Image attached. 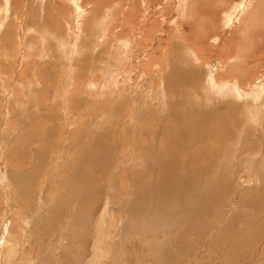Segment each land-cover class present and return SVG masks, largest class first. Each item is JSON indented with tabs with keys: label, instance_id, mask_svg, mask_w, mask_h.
<instances>
[{
	"label": "bare ground",
	"instance_id": "6f19581e",
	"mask_svg": "<svg viewBox=\"0 0 264 264\" xmlns=\"http://www.w3.org/2000/svg\"><path fill=\"white\" fill-rule=\"evenodd\" d=\"M213 1L214 6L221 3V0ZM0 5V79L3 81L4 74L12 71V59L21 37L17 34L13 37L14 22L10 23V18V25L3 26L9 6L6 0ZM75 8L80 11L79 6ZM259 9L253 11L250 21L261 14ZM200 20L198 29L205 27L204 19ZM205 28L200 37L196 33L179 37L175 31L176 37L172 38L176 41H172L167 50L164 65L167 70H163L159 81L160 99H142V104L135 100L131 104L136 111L134 118L141 123L137 124L140 132L135 136L137 151L128 167L119 173L128 174L134 193L121 195L117 205H113L119 219L115 232L117 252L113 259L108 255L112 262L107 264H130L134 246L140 245L139 235L144 225L154 231L161 222L165 230L161 231L157 253L153 252L158 256L153 264H264V82L260 80L261 84L251 85L248 90L242 84L244 78L250 76L246 71L247 63L255 59V52L237 51L241 59L232 61L233 38L228 39L222 49L221 57L226 63L223 72L218 67H214L212 73L210 68L203 71L204 64L198 62L195 55L196 50L199 52L197 48H201L196 42H202L201 37L207 38L215 32L211 25ZM242 35L240 44L243 46L249 42V37ZM23 40L26 47L29 39L25 33ZM74 50V46L69 47L71 56ZM49 59L46 57L45 76L50 80L51 67H57V62L55 59L49 62ZM240 76L241 79H237ZM60 82L66 86L63 80ZM36 86V91L44 90V83ZM197 91L201 92L198 99H188ZM35 92L29 93L27 99H35L32 97H37ZM5 93V86L0 83V264H94L100 256L97 244L106 237L104 225L112 221L115 214L114 207L111 211L104 198L109 184L106 180L117 171L114 160L123 157L125 151L120 154L121 143L128 141L132 130L122 125L112 131L104 130L83 150L77 145L72 147L76 149L64 151V145H58L59 134L55 129L59 127L57 121L61 120V115L58 118L55 112L48 113L47 104L40 105L35 99L28 100L22 116L13 119L14 116L4 112L7 108L3 105ZM125 102L123 95L117 101V111L128 107ZM2 115H5L4 121ZM84 135L80 132L78 137ZM124 147L129 148V144ZM67 152L75 153L68 155ZM64 157L66 164L62 173L54 179L60 166L58 161ZM136 178L138 180H134ZM17 210L24 214L30 211L34 217L32 224L26 220L22 225L20 220V225L12 226L14 220L8 219ZM144 214L159 217L149 226L144 222L147 217ZM29 226L34 228V238H39L41 244L31 240L34 238L29 234ZM62 235L68 239V244L62 249L48 248ZM33 244V248L24 246Z\"/></svg>",
	"mask_w": 264,
	"mask_h": 264
},
{
	"label": "rangeland",
	"instance_id": "374dc122",
	"mask_svg": "<svg viewBox=\"0 0 264 264\" xmlns=\"http://www.w3.org/2000/svg\"><path fill=\"white\" fill-rule=\"evenodd\" d=\"M6 1L9 6V11L7 9V18L4 21L3 26L5 24L9 26L10 23L14 22L12 24L15 31L13 37L17 34L19 38L21 37V40L17 47L18 54L16 53L12 59V71L4 74L3 81L0 79L1 85L5 86L6 89V95L3 97V105L5 108L7 107L4 110L5 114L8 113L12 117L14 116L13 119L18 118L19 116L21 117L23 114L22 112L24 111L23 107L28 100L36 99L40 105L47 104L46 107L48 113L55 112L58 118L61 115V120L59 119V121H57V123H59L57 126L59 127H56L55 129L59 134L57 136L58 145H64V151L76 149L72 147H76L77 145L78 148L83 150L93 137L99 135L104 130L112 131L116 127L123 128L125 126H128L132 130V134L127 137L128 141L121 143L122 147L120 149V154H122V151H125L123 157L118 156L114 160L117 163H115V169L117 171H113L111 178L106 180L109 184L105 187L106 193L104 198H106L105 201L108 202L107 206L111 207V211L112 208L117 205L121 195L134 193L128 183V180L130 179L128 174H125L124 172L123 174L122 172L119 173L120 170L128 167L137 151V148L135 147V136L140 132V126L138 125L141 123H138V118H134L136 111H134L135 108H133V106L131 107V104H134L135 100L142 104V99H160L161 93L159 89V81H161L164 71L167 70L164 68V65L166 64L165 61H167L166 59L168 57L167 50H169L168 47L172 46L170 45L171 42L176 41V39H174L176 35L181 37L196 33L198 37H200L204 34V31L206 30L205 27L211 25L215 32L207 35V38L201 37L203 38L202 42L201 40L198 43L196 42V45L201 48H197L199 52L196 50L197 53L195 52V55L198 57V62L204 64L203 71H207L206 68H210V70L212 69V73V71H215L213 70L214 67H218L219 71L224 68L226 63H223L224 61L222 60L223 50L227 44V40L233 38L235 45L230 53L232 61H239L241 59L239 55L236 54L237 51L240 52V50H244L245 53L255 52V59L249 60L247 63V68L249 67V69L246 71H249L248 74H250V76L245 77L244 81L242 80V84H245V87H247L248 90L252 88L251 85L261 84L260 80L264 82V0H221V3L217 6H214V4L212 5V2L214 3L213 0ZM1 3H3V0H0V4ZM76 6L80 7V11H78V9L76 10ZM256 8L261 9V12L260 9L259 12L263 16L260 14L255 17V20L252 19V21H250L249 17L253 16V11ZM128 10L130 14L128 13ZM8 18L11 19L9 24ZM199 20H203V26L205 27L202 29H198L199 26H201ZM247 25H249L250 30H252L251 34L247 31L249 30ZM240 32L242 34L244 33L245 37H249L248 41L252 44H250L251 46L249 45V42H245L243 46L240 44L243 41V35ZM23 33L26 34L29 41L31 40L32 45L29 44V41L27 40L26 47H24L25 41H22ZM174 35L175 37L172 38ZM260 44L261 47L259 48ZM239 45L242 46L241 49L237 48ZM28 46H30V48H28ZM70 46L75 47L72 56L69 53ZM255 46L256 48H254ZM251 48L253 49L251 50ZM260 49L262 50L259 51ZM46 57H50L49 62L53 59L57 62V67H51L52 78L50 77V80L45 76V68L48 66ZM19 60H22V63ZM69 61L72 62L69 63ZM81 61H83L82 64H84V67L81 66L82 64H79ZM228 62H230V60H228ZM33 63L36 65L34 64L33 66ZM59 63L60 65H58ZM216 63L219 65L217 66ZM18 64H20L19 67ZM206 64L208 67L205 66ZM74 66L78 67V69L75 70ZM79 67L83 69L79 70ZM158 67L160 69H158ZM22 68L25 69L23 70ZM143 68L144 71H142ZM156 70L158 71L156 72ZM211 73L209 72V74ZM85 78L86 80H84ZM237 79H241V76ZM254 79L256 80L253 82ZM61 80L66 82V86L65 84H62L63 82H60ZM39 82L44 83L43 91L35 90V87H37L36 84ZM237 82V84H239V81ZM205 87L208 88L206 85ZM21 90H24L25 93ZM21 92H23L24 95ZM34 92L38 94L37 97L32 96L35 97V99H27L29 98L27 95L29 93L34 94ZM123 95H125L126 99L125 106L128 105V107L119 112L116 107L118 105L117 101L120 100ZM198 95H201L200 91L194 92L193 95L191 94L188 96V99H198ZM21 101H24L25 103L19 104ZM65 101H67V103ZM13 103L17 106L12 105ZM147 107L150 108L148 105ZM141 108H144V106ZM4 118L5 115H2L1 120L4 121ZM79 127H81V130H79ZM80 132L85 133L84 137H78ZM119 139H121V137H119ZM127 144H129V148L124 147ZM75 152L67 153L68 155H72ZM65 160L66 158L64 157L60 162L58 161V166H60L58 167V172L55 174L54 179L60 177ZM138 168H142V166H138ZM117 177H120V180L117 179ZM124 177L126 178L123 179ZM134 180H138V178ZM27 211V214L22 213L20 210H17V213L14 211L10 215L8 221L14 220L12 226L20 225V220H22V225L26 223V220L27 223L32 224L31 221L34 220V217H31V212ZM115 211L116 209L114 207L113 214H115L113 215L112 221L108 220L104 225L103 231L106 237L105 239H101L97 244V254L100 256L94 264H107L108 262H112L110 258L113 259V254L117 252L115 249V236L117 233L115 232L118 230L117 226H119V219H117L118 215ZM156 215L144 214V217L147 216L145 217L146 219L144 222L150 226L151 223L158 219L159 215ZM159 224V227L162 228L155 227L154 231H151L144 225V231L140 232L139 235L138 244L140 245L134 246L135 249L132 252L133 258L130 257V264L154 263V259L156 260L158 257L156 253L158 246H160L159 237L161 231L165 230L164 223L161 222ZM31 227L29 230H31L30 232L32 233L29 232V234L34 238L35 231L34 228ZM56 238L57 239H54L55 244L52 242L48 248L54 247V249H62L68 244V239L64 238V235ZM31 240L33 241L35 238ZM111 242L113 243V246ZM34 243H37L38 245L41 244L40 239H36ZM24 246L33 248L34 244L31 247L27 245ZM108 250H111L113 253L111 251L108 252ZM92 253L94 254V252Z\"/></svg>",
	"mask_w": 264,
	"mask_h": 264
}]
</instances>
